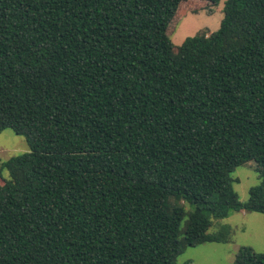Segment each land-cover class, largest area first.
Wrapping results in <instances>:
<instances>
[{
  "label": "trees",
  "instance_id": "1",
  "mask_svg": "<svg viewBox=\"0 0 264 264\" xmlns=\"http://www.w3.org/2000/svg\"><path fill=\"white\" fill-rule=\"evenodd\" d=\"M188 1L221 0H0V133L28 145L0 163V264H178L264 215V0L175 47Z\"/></svg>",
  "mask_w": 264,
  "mask_h": 264
},
{
  "label": "rangeland",
  "instance_id": "2",
  "mask_svg": "<svg viewBox=\"0 0 264 264\" xmlns=\"http://www.w3.org/2000/svg\"><path fill=\"white\" fill-rule=\"evenodd\" d=\"M224 0L217 6L195 5L190 1L177 20L170 39L178 47L188 38L201 32L216 31L223 17L222 8ZM208 7L211 11L208 14ZM28 151L25 139L6 129L0 133V163L13 156ZM233 190L241 203L248 199L250 188L260 182L256 171V164L251 161L238 168L231 174ZM3 179H8V173H2ZM2 180V179H1ZM3 181V180H2ZM187 210L192 207L186 206ZM227 225L231 229L228 243H205L197 247H188L177 258L178 264H231L239 248L250 247L253 251L264 254V215L244 211L230 212L225 219L212 220L209 233H216L220 226Z\"/></svg>",
  "mask_w": 264,
  "mask_h": 264
}]
</instances>
